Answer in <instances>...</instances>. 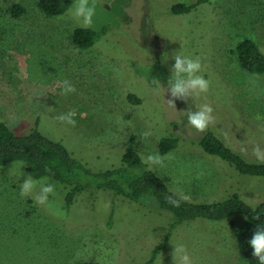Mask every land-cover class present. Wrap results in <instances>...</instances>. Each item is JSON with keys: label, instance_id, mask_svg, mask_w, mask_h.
<instances>
[{"label": "rangeland", "instance_id": "rangeland-1", "mask_svg": "<svg viewBox=\"0 0 264 264\" xmlns=\"http://www.w3.org/2000/svg\"><path fill=\"white\" fill-rule=\"evenodd\" d=\"M38 1L0 0L1 121L16 134L37 129L62 142L95 172L119 167L129 145L146 157L159 152L162 138L177 137L165 166L152 168L172 191L192 202L234 194L254 207L264 201V177L241 174L200 146L213 132L247 162L258 163L252 150L264 149V114L257 115L264 112V74L244 69L233 51L248 37L264 53V0H211L188 14H174L172 6L197 0H98L91 28L107 32L85 49L73 43L82 27L69 10L50 17ZM14 4L26 9L18 19L10 12ZM178 51L199 56L211 83L208 93L171 107L167 86ZM153 77L163 85L159 94ZM64 80L74 93L63 94ZM129 94L141 104L130 103ZM204 103L213 107L216 122L200 133L187 126L185 111ZM70 111L74 127L55 119ZM145 131L153 135L143 141ZM12 165H0V264H144L166 239L151 264H173V244L184 245L193 264H247L237 249L241 214L185 221L167 238L174 217L155 202L88 188L67 207L69 187L48 178L57 194L41 206L19 194L26 165L17 163L10 173Z\"/></svg>", "mask_w": 264, "mask_h": 264}, {"label": "trees", "instance_id": "trees-1", "mask_svg": "<svg viewBox=\"0 0 264 264\" xmlns=\"http://www.w3.org/2000/svg\"><path fill=\"white\" fill-rule=\"evenodd\" d=\"M210 1L197 0L194 4L177 3L172 6V13L188 14L197 5ZM73 2L74 0H39L38 6L48 16L53 17L66 13ZM10 12L14 18L18 19L26 13V9L21 4H14ZM106 32V27L100 30L77 28L72 35V40L81 49L90 48L100 41ZM233 53L244 69L251 73L264 74V53L254 40L248 37L242 39ZM128 99L134 105L141 104V99L134 94H129ZM178 145L177 137H164L160 141L159 152L161 155H166ZM200 146L207 153L227 161L241 174L264 177V164L247 162L213 132H207L201 138ZM140 158L139 150L129 145L119 167L95 172L76 158L62 142L47 137L37 129L26 134H16L0 120V165L22 161L34 178L46 176L52 181H58L69 187L65 203L67 207L73 205L77 195L88 188L110 191L142 204L152 201L161 210L170 212L174 217L167 238L171 236L172 230L185 221L199 218L221 221L241 214L245 220L236 227L238 253L247 264H259L258 259L252 255L253 249L249 240L257 227H264V201L254 207L238 194H234L222 201L214 202L181 200L180 206L174 207L165 200V196L172 195L174 191L155 171H149L148 166L141 163ZM257 215L260 217L258 220L254 218ZM231 225L234 226L235 223L231 222ZM166 243L167 239L157 245L151 259L144 264L153 263ZM78 264L98 263L82 261Z\"/></svg>", "mask_w": 264, "mask_h": 264}, {"label": "clouds", "instance_id": "clouds-1", "mask_svg": "<svg viewBox=\"0 0 264 264\" xmlns=\"http://www.w3.org/2000/svg\"><path fill=\"white\" fill-rule=\"evenodd\" d=\"M97 3L98 0H74L73 5L69 8V13L79 22L81 27L91 28L93 27L94 17L96 16ZM172 59L175 62L170 68L171 75L168 79L167 86V93L171 95V99H167L169 106L176 107V100L187 102L190 98L195 100L196 97L208 93L211 82L202 74L203 67L199 56L193 58L178 51L174 53ZM61 84L63 94L65 95L76 91L75 86L68 80L62 81ZM151 84L153 85V91L159 94L163 86L160 79L153 77ZM213 113L214 109L208 103L195 106V110L190 106L185 111L187 126L194 128L200 133H204L216 122V117ZM74 116L75 112L70 111L58 115L55 119L74 127L76 125ZM152 135L151 131H145L141 134L140 138L145 141ZM252 155L258 163L264 164V149L259 145L253 148ZM167 158L166 155H161L157 152L149 154L146 157H141L140 159L141 163L147 165L148 170L151 171L153 166L164 167V162ZM17 163L22 168L25 166L22 161L13 162L10 173L17 166ZM23 175L25 174L23 173ZM19 194L22 198L31 197L38 205L47 206L50 203V197H55L57 194L56 185L49 183L48 177L46 176L34 178L33 174H27L24 182L20 184ZM189 199L190 197L182 191L165 196L166 202L174 207H179L181 200L187 201ZM254 218L258 220L260 217L257 215ZM249 244L253 249V257L258 259L259 264H264V227H257L249 240ZM173 245L174 250L171 253L173 264H193V260L184 245ZM161 255L163 256V254Z\"/></svg>", "mask_w": 264, "mask_h": 264}, {"label": "crops", "instance_id": "crops-1", "mask_svg": "<svg viewBox=\"0 0 264 264\" xmlns=\"http://www.w3.org/2000/svg\"><path fill=\"white\" fill-rule=\"evenodd\" d=\"M255 113V112H254ZM257 113V112H256ZM264 112H258L257 115H262ZM254 115V114H253Z\"/></svg>", "mask_w": 264, "mask_h": 264}]
</instances>
